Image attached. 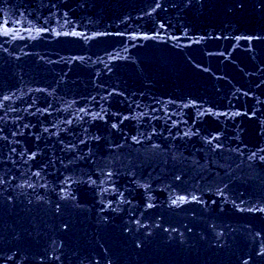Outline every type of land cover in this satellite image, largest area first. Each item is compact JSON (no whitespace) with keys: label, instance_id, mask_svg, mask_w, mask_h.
<instances>
[{"label":"water","instance_id":"water-1","mask_svg":"<svg viewBox=\"0 0 264 264\" xmlns=\"http://www.w3.org/2000/svg\"><path fill=\"white\" fill-rule=\"evenodd\" d=\"M0 264H264V0H0Z\"/></svg>","mask_w":264,"mask_h":264}]
</instances>
